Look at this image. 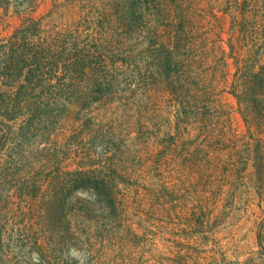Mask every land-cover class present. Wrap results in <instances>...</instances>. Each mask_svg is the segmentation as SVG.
<instances>
[{"label":"trees","instance_id":"obj_1","mask_svg":"<svg viewBox=\"0 0 264 264\" xmlns=\"http://www.w3.org/2000/svg\"><path fill=\"white\" fill-rule=\"evenodd\" d=\"M24 2L0 13V264H232L264 177V0Z\"/></svg>","mask_w":264,"mask_h":264},{"label":"rangeland","instance_id":"obj_2","mask_svg":"<svg viewBox=\"0 0 264 264\" xmlns=\"http://www.w3.org/2000/svg\"><path fill=\"white\" fill-rule=\"evenodd\" d=\"M5 1L6 3L0 10V13L2 14L4 20L9 21L8 27L6 25L4 26V29L12 30L21 23L22 18L19 17H21L22 13H24L22 11L23 7L18 6L19 1L21 0ZM40 1L41 0H27V2H24L23 5L25 6L27 4L30 7L37 6L38 8L34 10L33 15L38 18L40 15L46 12L45 8L39 6L38 3ZM223 29L224 33L222 35V39L226 41L228 38L226 33L229 29V20H225ZM231 102L233 103L234 101L231 99ZM234 118L237 130L239 132H243L245 127L242 118L239 114H235ZM33 157L37 160L41 159V155L39 153L34 154ZM258 179L262 181L261 184L257 183ZM262 179H264V177L260 178V174H256L252 176V182H249V184L246 185L242 184L240 186L241 194L244 195V197L249 192V199H247L248 201L246 202L235 204V207L240 211L239 214H242L238 216L239 218L237 219L236 223L239 225V227H242L238 229L234 239L227 246L229 252H227V260H224L225 263L264 264V250H262V248L256 247L254 243V219L250 216L247 217V213L245 212L247 211L248 214L255 213V215H257L260 213L261 215H264V180ZM248 205H252L250 211L247 207ZM235 247H237V252L231 253Z\"/></svg>","mask_w":264,"mask_h":264}]
</instances>
